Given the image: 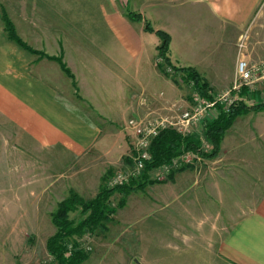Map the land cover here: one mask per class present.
<instances>
[{
    "label": "crops",
    "instance_id": "obj_1",
    "mask_svg": "<svg viewBox=\"0 0 264 264\" xmlns=\"http://www.w3.org/2000/svg\"><path fill=\"white\" fill-rule=\"evenodd\" d=\"M261 1L0 0V133L5 144L13 143L26 164L44 168L36 169L42 195L53 187L58 192L53 179H65L73 185L68 193L83 197L75 181L85 180L87 166L97 161L113 165L126 155L119 156L115 136L131 133L126 128L130 119L189 107L192 82L177 69L193 68L213 93L231 88L237 42L247 30L248 59L264 60V22H254ZM130 12L139 19L130 20ZM4 14L30 50L45 56L8 38ZM146 24L169 35L168 66L174 74L157 64L160 39L146 31ZM49 57L62 60L71 76ZM242 117L249 124L230 132ZM233 126L217 158L195 160V173L176 172L162 183L171 186L189 172L193 183L187 188L216 191L221 198L225 184L242 203L228 224L219 216L209 223L224 228L217 255L224 264H264V112L241 116ZM248 144L257 152L239 153ZM126 158L131 162L130 154ZM129 164L124 161L123 168ZM198 165L205 169H200L202 178H196ZM238 175L248 187L241 197L233 189Z\"/></svg>",
    "mask_w": 264,
    "mask_h": 264
},
{
    "label": "rangeland",
    "instance_id": "obj_2",
    "mask_svg": "<svg viewBox=\"0 0 264 264\" xmlns=\"http://www.w3.org/2000/svg\"><path fill=\"white\" fill-rule=\"evenodd\" d=\"M258 9L254 22L263 23L264 0ZM257 87L259 98H249L246 106L253 108L264 103V82L257 84ZM262 110L250 113H263ZM217 115H211L206 122L214 121ZM242 118L230 132L239 130L240 124H249L247 118ZM204 133L205 126L191 136L203 140L206 146L208 141ZM131 137L132 134L126 131L120 137L115 136L119 156L126 152L124 161L131 154ZM5 143L0 133V264H57L46 249L48 237L56 231L50 216L58 202L69 195L72 182L53 179L54 183L58 182V192L53 187L42 195L36 187V169L41 171L43 167L26 164L13 143ZM206 148L208 151L211 149ZM251 148L253 145L248 144L239 153L257 152ZM186 155L189 163L183 164V167L195 173V156ZM123 157L113 165L97 161L87 166L89 171L82 175L83 178L86 176L85 180L79 177L75 181V188L80 189L82 185L85 200H91L97 195L103 184L102 178L110 171L115 173L123 169ZM203 167L198 165L196 178H202L205 172ZM189 172L183 181L172 182L171 186L156 183L133 192L126 197L125 206L117 209L112 222L105 223L104 227L93 234L77 239L82 246L91 248L86 251L89 258L84 264H224L217 255V242H220L224 228L208 226L218 216V221H222L220 223L228 224L229 216L234 215L232 210L242 201L231 196L225 184L220 190L224 198H221V193L217 195L216 191H203L198 186L187 188L193 183L188 181ZM112 173L108 175L106 184ZM246 185L242 175L236 176L234 194L241 197L248 188ZM258 192V189L251 191L255 194ZM175 193L178 195L172 197ZM124 197L114 195L110 200L111 205L118 207ZM251 199L254 200V197L251 196ZM72 218L78 220L80 217L74 214Z\"/></svg>",
    "mask_w": 264,
    "mask_h": 264
},
{
    "label": "trees",
    "instance_id": "obj_3",
    "mask_svg": "<svg viewBox=\"0 0 264 264\" xmlns=\"http://www.w3.org/2000/svg\"><path fill=\"white\" fill-rule=\"evenodd\" d=\"M127 17L134 21L139 19V15L132 12L128 13ZM4 22L5 30L10 40L33 54L45 56L44 54L30 50V48L17 36L14 25L8 20L5 14ZM145 28L146 31L155 33L161 39V43L158 47L160 57L169 65L167 57L170 46L169 35L162 31H155L149 24H146ZM49 58L58 61L63 70L71 76L70 71L62 60ZM180 70L186 73L185 79L188 83H194L195 91L202 95H205L207 91H209L207 83L193 68L177 69L176 71ZM241 94L249 98H259V91H251L247 88H243ZM261 110L264 111V103L253 108L245 104H240L228 113L221 112L214 121L207 123L204 134L211 146L210 151L203 149L202 140L198 137L182 136L172 129L163 130L151 144L150 153L152 160L147 163L145 171L139 180H135L125 187L108 189L106 181L112 173V171H110L102 178L103 184L100 186L98 194L93 199L85 200L77 192L71 191L67 198L59 202L56 210L51 214L52 223L56 228V232L47 239L46 249L48 254L57 264H84L89 258L88 254L84 251L75 249L68 255V244L73 243L74 246L77 247V239L87 234H93L99 228L104 227L105 223L112 222L117 209L125 206L126 197L133 192L143 190L155 183H162L150 178V173L155 169L170 164L175 158L184 153H191L200 158L209 160L217 158L220 154L225 134L233 126L235 121L239 117L247 115L252 111L261 112ZM127 162L131 163L128 158ZM185 170H187V167H182L176 172ZM176 172L170 176L169 180L173 178ZM116 194L124 195L125 197L121 199L118 207H113L110 200ZM74 214L78 215L80 218L78 220L72 218Z\"/></svg>",
    "mask_w": 264,
    "mask_h": 264
},
{
    "label": "built area",
    "instance_id": "obj_4",
    "mask_svg": "<svg viewBox=\"0 0 264 264\" xmlns=\"http://www.w3.org/2000/svg\"><path fill=\"white\" fill-rule=\"evenodd\" d=\"M249 38L247 30L238 39L236 78L231 88L217 93L207 91L205 95L194 90L188 108L175 106L174 110L171 109L166 114L152 113L146 117L132 118L128 121L126 128L135 138L134 148L130 154L131 163L112 175L106 184L108 189L125 187L142 177L147 163L152 160L151 144L163 130L172 129L182 136H191L198 129L206 127V121L211 115H219L221 112L228 113L234 107L247 103L249 97L241 94L242 89L247 88L255 91L258 88L257 84L264 82V60L253 62L248 59ZM157 64L164 66L167 73H175L174 69L168 66L162 57L157 59ZM191 87L194 89L193 82ZM206 146L211 148L208 143ZM206 146L202 140L203 149L208 151ZM194 156V159H200L199 156ZM186 157L187 155L184 153L170 164L155 169L150 173L154 177L152 179L160 182L167 180L174 172L181 169L183 164L189 163ZM77 244V247L73 243L68 244V255L75 249L84 252L91 249L89 246Z\"/></svg>",
    "mask_w": 264,
    "mask_h": 264
}]
</instances>
